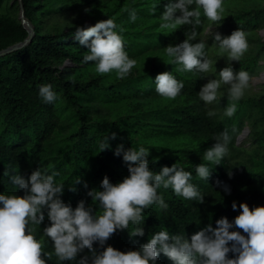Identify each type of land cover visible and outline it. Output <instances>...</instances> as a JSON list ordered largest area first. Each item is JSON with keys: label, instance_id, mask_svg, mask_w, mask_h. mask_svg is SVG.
Segmentation results:
<instances>
[{"label": "trees", "instance_id": "trees-1", "mask_svg": "<svg viewBox=\"0 0 264 264\" xmlns=\"http://www.w3.org/2000/svg\"><path fill=\"white\" fill-rule=\"evenodd\" d=\"M3 1L9 0H0V5ZM46 1L52 0H21L34 34L27 44L0 55V192L23 195L9 179L14 167L25 177L36 167L47 168L58 173L54 178L57 183L65 185L61 194L64 202L75 207L83 199L98 214L102 209L87 191L99 190L105 175L112 183L128 175L127 162L121 155H114L113 150L118 144L125 149L143 145L149 147L147 159L152 170L177 162L190 171L192 182L204 195L203 201L185 199L171 188L161 187L157 191L168 207L150 205L143 212L144 221L114 231L106 245L121 251L136 249L163 227L169 233L190 236L205 224L216 227L215 220L221 216L231 221L241 211L240 202H245L250 210L264 205V83L259 91L236 102L237 109L231 117L224 115V108L232 102L226 85L219 89L224 91L219 93L218 103L207 108L198 96L200 87L209 78L218 79L220 69L228 63L234 72L246 70L250 78L264 69V63H258L264 59V41H255L239 61H228L226 56L210 50L211 45L217 44L214 32L226 36L237 28L248 33L264 27V5L259 0H253L252 5L248 4L251 0H225L247 5L215 21L213 30L204 37L208 18L201 14L195 39L206 41L207 55L215 61L210 73L178 72L175 64L168 63L164 47L188 38L192 25L162 28L160 14L167 0H159L154 13L150 9L156 0H54V7L46 6ZM128 7L136 9L137 19L133 22L129 21ZM64 10L74 15L66 29L43 28L46 12ZM18 12V0L0 12V50L27 36ZM106 18L116 22V31L122 30L125 50L137 61L123 79L115 71L97 73L94 61L82 59L87 47L72 38L76 26L87 27ZM65 61L69 63L64 64ZM163 71H171L184 83L175 98L163 97L155 90L153 79ZM44 83H50L58 94L53 103H44L38 95V88ZM208 108H215V115L209 116ZM245 126V139L250 143L247 150L235 143ZM222 130H228L231 136L229 153L220 164L210 165L211 174L207 181L203 180L196 175L194 165L207 163L203 152ZM113 132L114 138L110 135ZM105 137L109 147L100 150ZM5 169L9 175H5ZM77 177L79 182H75ZM224 185L230 188L229 192L224 191ZM232 201L236 202V209L231 207ZM48 223L45 215L39 225L30 223L29 227L42 241V250L49 253L46 257L41 253L46 264H61L51 240L43 233ZM136 226L143 227L144 235H129ZM237 230L246 235L242 229ZM93 247L97 248L96 242ZM157 264L172 261L161 253Z\"/></svg>", "mask_w": 264, "mask_h": 264}, {"label": "clouds", "instance_id": "clouds-1", "mask_svg": "<svg viewBox=\"0 0 264 264\" xmlns=\"http://www.w3.org/2000/svg\"><path fill=\"white\" fill-rule=\"evenodd\" d=\"M157 3L159 0L150 9L153 13ZM126 10L129 21H135L136 9L128 7ZM224 11V0H167L160 14L161 27L192 25L188 38L164 47L168 63L175 64L178 72H212L215 61L207 55L206 41L195 39L198 35L196 25L201 24L202 13L209 21H217L224 17ZM117 28L112 18H106L87 27L76 26L72 38L87 47L82 59L84 62L94 61L97 73L115 71V75L123 79L137 61L125 50L122 30L118 32ZM213 39L219 52L226 53L228 61H239L249 47L246 33L240 28L226 36L214 32ZM218 75V79L209 78L200 87L198 96L207 108L218 103V90L221 85H227V96L232 102L224 108V115L231 117L237 109L236 102L249 87L250 74L244 69L234 72L228 63ZM153 80L156 92L169 99L180 94L184 86L183 81L171 71L160 72ZM38 95L44 103H53L58 96L50 83L41 84ZM207 114L215 115V108H208ZM110 135L114 138L116 133ZM105 139L106 143H100V150L109 147ZM230 140L228 130H222L214 137L215 142L203 152V160L207 163L194 165L199 178L207 181L211 174L210 165L220 164L221 159L228 155ZM113 154L121 155L127 162L128 175L116 183L110 182L105 175L100 180L99 190L92 188L87 191L91 200L102 209L98 214L83 199L75 207L64 202L61 194L65 185L55 181L58 174L55 171L36 167L25 177L14 167L9 179L23 191V195L0 192V264H46L43 257L49 253L42 250V241L29 227L30 223L39 225L45 215L50 223L43 227V233L51 240L61 264L64 261H75L76 264H157L161 253L172 264H264V205L250 210L245 202H240L241 211L231 221L221 216L215 220L216 227L211 223L205 224L190 236L169 233L163 227L136 249L121 251L106 245L114 231L128 229L130 223L138 225L144 221L143 212L150 205L155 204L161 209L168 207L157 191L161 187L171 188L176 195L189 200L202 202L204 197L192 182L191 172L177 162L161 166L159 171L152 170L147 159L149 147L139 145L125 149L118 144ZM5 175H9L7 169ZM79 179L77 177L75 182ZM223 187L225 192L230 191L227 185ZM231 207L237 208L235 201L231 202ZM237 229H242L246 235ZM128 233L130 236H142L144 229L136 226ZM93 242L97 248L103 246L102 250L97 251ZM229 252L234 255L229 257Z\"/></svg>", "mask_w": 264, "mask_h": 264}, {"label": "rangeland", "instance_id": "rangeland-1", "mask_svg": "<svg viewBox=\"0 0 264 264\" xmlns=\"http://www.w3.org/2000/svg\"><path fill=\"white\" fill-rule=\"evenodd\" d=\"M13 0H9L7 2L3 1L2 4L0 5V12H5L6 10H8V6L10 5V3ZM260 3H262L264 5V0H259ZM255 1L251 0L249 1V5H252ZM247 5L246 3L243 2H233V1H225L224 0V14L223 15H227V14H231L235 8L239 7V6H245ZM46 6H50V7H54L55 6V1H46ZM20 14V9L18 12V17ZM73 13L71 11H48L46 12L45 17L42 18V26L44 29L50 30L51 28H53L54 26H60L62 28H65L71 24L72 20H73ZM215 21H207V24L204 27V31L202 33V37H204V35L209 34L213 28H214V23ZM209 25H211V30H209ZM246 37L248 40V45L250 48L253 44H255V41L260 40V41H264V27H261L255 31H249L248 33H246ZM210 50L213 53L219 54V55H223L226 56V53H220L219 49H218V45L217 44H213L210 46ZM68 61H65L64 64H68ZM258 63L260 65H262V63H264V59L260 58ZM262 83H264V69H260L259 73L253 77L250 78V86L245 90V94H251L253 92H257L261 89V85ZM227 86V85H226ZM228 87V86H227ZM222 91L224 90H218L219 93H222ZM248 133V128L245 126L244 129L237 135L236 139H235V143L237 145H239L240 147L244 148V149H249L250 148V143L249 141H247L245 139L246 135Z\"/></svg>", "mask_w": 264, "mask_h": 264}, {"label": "water", "instance_id": "water-1", "mask_svg": "<svg viewBox=\"0 0 264 264\" xmlns=\"http://www.w3.org/2000/svg\"><path fill=\"white\" fill-rule=\"evenodd\" d=\"M18 4H19V9H20L19 19H20L23 27L27 30V36L24 38L23 41L15 42V43L7 46L4 49H1L0 55L8 53V52L13 51V50H16L17 48L27 44L31 40V38L34 34V29H33L32 23L24 16L23 5H22L21 0H18Z\"/></svg>", "mask_w": 264, "mask_h": 264}]
</instances>
